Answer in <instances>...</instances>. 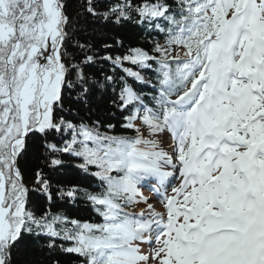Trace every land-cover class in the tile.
<instances>
[{
  "label": "snow or ice",
  "instance_id": "6c2138e0",
  "mask_svg": "<svg viewBox=\"0 0 264 264\" xmlns=\"http://www.w3.org/2000/svg\"><path fill=\"white\" fill-rule=\"evenodd\" d=\"M0 264H264V0H0Z\"/></svg>",
  "mask_w": 264,
  "mask_h": 264
}]
</instances>
